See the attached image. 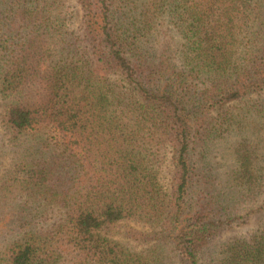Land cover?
Wrapping results in <instances>:
<instances>
[{"label": "trees", "instance_id": "1", "mask_svg": "<svg viewBox=\"0 0 264 264\" xmlns=\"http://www.w3.org/2000/svg\"><path fill=\"white\" fill-rule=\"evenodd\" d=\"M70 2L0 0V263L264 264V0Z\"/></svg>", "mask_w": 264, "mask_h": 264}, {"label": "rangeland", "instance_id": "2", "mask_svg": "<svg viewBox=\"0 0 264 264\" xmlns=\"http://www.w3.org/2000/svg\"><path fill=\"white\" fill-rule=\"evenodd\" d=\"M69 10H70L69 11L70 14L74 13L75 20H74V24H72V27L74 29H76L79 27V24H81V18H82L81 17L82 14H81V10L79 7L78 0H71ZM1 113H2V107L0 105V115H1ZM8 139H9V136L5 133L4 128L1 127V123H0V144L2 142L8 143ZM1 150H4L5 152L2 155H0V177L4 174V168H5L6 163L10 164L11 157H12V155L10 154V151H13V149H10V147H9L6 149L1 148ZM219 151L222 152L223 148L219 149ZM16 210H17V208L13 207L12 211H16ZM261 219H262L261 216H256L254 218L252 224H251V227H252V225L258 224ZM238 232L241 233V232H243V230H239ZM10 234H11L10 230L9 231L6 230L3 232L0 231V245H2V243H4V241H7L10 238V236H9Z\"/></svg>", "mask_w": 264, "mask_h": 264}]
</instances>
